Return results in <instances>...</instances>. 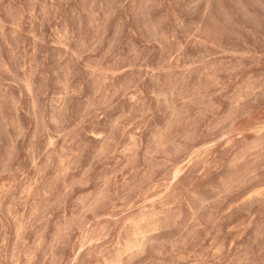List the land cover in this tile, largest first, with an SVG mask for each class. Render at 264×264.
Returning a JSON list of instances; mask_svg holds the SVG:
<instances>
[{"label": "rangeland", "instance_id": "1", "mask_svg": "<svg viewBox=\"0 0 264 264\" xmlns=\"http://www.w3.org/2000/svg\"><path fill=\"white\" fill-rule=\"evenodd\" d=\"M0 264H264V0H0Z\"/></svg>", "mask_w": 264, "mask_h": 264}, {"label": "bare ground", "instance_id": "2", "mask_svg": "<svg viewBox=\"0 0 264 264\" xmlns=\"http://www.w3.org/2000/svg\"><path fill=\"white\" fill-rule=\"evenodd\" d=\"M174 175H176V174H174ZM173 178H174V176H173Z\"/></svg>", "mask_w": 264, "mask_h": 264}]
</instances>
